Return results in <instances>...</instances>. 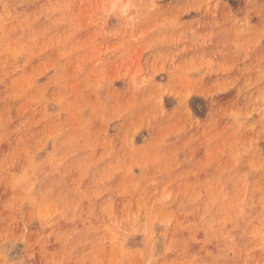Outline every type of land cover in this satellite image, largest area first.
<instances>
[{
  "label": "rangeland",
  "instance_id": "obj_1",
  "mask_svg": "<svg viewBox=\"0 0 264 264\" xmlns=\"http://www.w3.org/2000/svg\"><path fill=\"white\" fill-rule=\"evenodd\" d=\"M0 264H264V0H0Z\"/></svg>",
  "mask_w": 264,
  "mask_h": 264
}]
</instances>
